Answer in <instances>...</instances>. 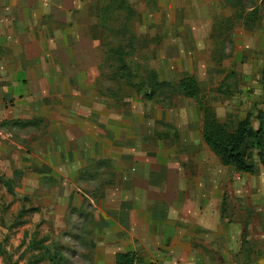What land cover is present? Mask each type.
Wrapping results in <instances>:
<instances>
[{"label": "rangeland", "instance_id": "rangeland-1", "mask_svg": "<svg viewBox=\"0 0 264 264\" xmlns=\"http://www.w3.org/2000/svg\"><path fill=\"white\" fill-rule=\"evenodd\" d=\"M81 1L76 13L79 0H61L67 12L53 25V67L63 76L54 101L62 107L57 114L69 107L84 117L87 137L100 132V146L91 153L99 159L79 170L54 158L55 173L45 179L30 171L15 179V165L0 163V264H92L94 216L100 203L115 201L120 185L112 162L126 174L130 161L139 165L156 155L177 160L169 175L182 188L193 180L214 182L225 264H264V167L256 159L251 176L223 167L201 137L207 117L228 133L247 113H264V0ZM62 28L73 62L57 37ZM124 46L131 79L117 71L116 56L107 58L108 50ZM151 72L170 86L157 87L150 101ZM70 75L75 90L65 81ZM187 77L199 85L198 100L172 95ZM74 125L70 133H77ZM154 165H146L151 173Z\"/></svg>", "mask_w": 264, "mask_h": 264}, {"label": "crops", "instance_id": "crops-1", "mask_svg": "<svg viewBox=\"0 0 264 264\" xmlns=\"http://www.w3.org/2000/svg\"><path fill=\"white\" fill-rule=\"evenodd\" d=\"M83 3L79 0L74 12ZM63 5L61 0H0V163L15 165L13 178L21 179L26 171L39 179L53 176L54 158L77 163L79 170L99 159L94 154L96 145L100 146V132L87 137L84 117L76 118L78 114L69 107L64 115L56 111L62 107L55 106L54 86L63 76L53 67V25H60L67 12ZM66 35L68 30L62 28L57 37L69 58ZM71 77L65 76V81L75 90ZM71 122L77 133H70ZM176 161L168 155H156L155 161L139 165L130 161L126 174L125 167L111 161L120 188H115V201L100 203L94 216L92 264H116L117 254H131L134 264H225V225L215 202L217 187L214 182L201 186L193 180V186L182 188L169 175ZM148 163L158 165L152 173ZM139 168L148 171L140 175ZM22 188L28 189L25 184Z\"/></svg>", "mask_w": 264, "mask_h": 264}, {"label": "trees", "instance_id": "trees-1", "mask_svg": "<svg viewBox=\"0 0 264 264\" xmlns=\"http://www.w3.org/2000/svg\"><path fill=\"white\" fill-rule=\"evenodd\" d=\"M126 30L127 28L124 29V31ZM130 42L127 40V45ZM125 49L126 46L108 50L107 58L110 56V53L116 56L118 62L117 71H119V74L127 75V79H131L133 77L132 73L125 62L130 53H127ZM149 78V83L151 84L147 85L148 94L146 98L151 101L155 98L157 87H169L170 84L166 82L157 83L155 79L156 75L153 72L149 74ZM172 95H180L187 99L198 100L200 88L196 79L187 77L180 80L172 88ZM253 120L258 121L257 129L253 126ZM201 137L204 144L223 167L232 168L238 173L250 176L255 172L256 159L264 167V113L261 111L257 115H254L252 112L247 113L238 122L235 130L228 133L224 130V126L218 125L217 122L207 117L203 123ZM115 263L134 264V257L131 254H117L115 256Z\"/></svg>", "mask_w": 264, "mask_h": 264}]
</instances>
